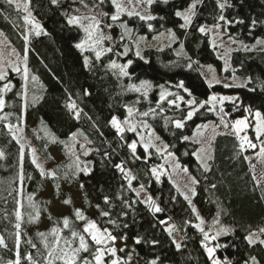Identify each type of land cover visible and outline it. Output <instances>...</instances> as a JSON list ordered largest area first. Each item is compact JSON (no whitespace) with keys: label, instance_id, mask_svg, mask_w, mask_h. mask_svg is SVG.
Segmentation results:
<instances>
[{"label":"trees","instance_id":"16d2710c","mask_svg":"<svg viewBox=\"0 0 264 264\" xmlns=\"http://www.w3.org/2000/svg\"><path fill=\"white\" fill-rule=\"evenodd\" d=\"M25 1L47 35L42 32L37 36L29 30L21 9V2ZM190 3L191 0H169L167 4L155 0L148 11L156 19L142 21L138 16L122 14L113 23L110 19L113 6L109 0L103 5L97 0H58L56 4L52 0H15L13 5L0 0V31L20 56H27V69L40 84L31 82L25 93L20 73L9 72L0 80V98L5 102L0 108V236L4 242L0 245V264H15L17 253L20 264H30L26 258L29 255L32 264H47L45 245L54 244L53 228L58 230L61 247L65 240L71 241L73 247L78 246V239L72 238L75 231L85 236L90 252L94 251L99 245L84 232L89 222H95L101 232L116 237L105 248L117 242L125 245L127 252L124 248L116 249L120 264H150L152 260L157 264H211L202 246L207 241L195 227L197 214L210 237L221 227L230 229L228 234L208 243L211 247L220 245L215 255L221 261L227 258L231 264H251L254 256L257 264H264V245L250 246L245 239L250 233H256V239L264 238L259 232L264 228V185L255 184L246 160V155L256 149L241 148L231 134L217 135L208 164L210 171L206 172L195 158L200 144L191 138L199 125H219L222 120L231 123L241 117L250 121V134L254 138V113L259 112L264 119V43L257 44L258 40L264 41V0H228L231 7L223 12L217 0H202L191 24L185 28L175 11L185 10ZM86 10L109 13L101 17V26L112 37L107 41L112 51L99 59L75 47L84 34L67 23L68 16ZM220 15L231 23L220 21ZM238 20L244 23H237ZM252 20L257 21L255 26ZM121 23L133 35L154 38L172 34L173 42L162 50H144L143 57L134 53L122 57L125 41ZM217 24L226 30V37L247 47L230 55L232 74L247 79L245 87L227 88L219 84L210 87L204 81V66L212 65L221 71L222 62L210 47L208 35L199 29ZM256 45L262 48L251 49ZM85 57L89 61L87 66ZM111 61H130L129 75L117 74L110 68ZM141 81L150 85L146 97L143 91L129 87L139 86ZM179 83H183L197 105L216 94L234 97L235 101L215 105L212 111L204 105L191 120H186V108L177 110L167 100H161L163 88ZM85 90L90 95H85ZM69 97L77 105L75 110L67 107ZM129 107L160 136L166 153L173 154L179 165L198 181L191 205L167 172L153 173L163 163V154L152 147L146 150L137 143L133 155L129 145L136 142V135L125 131L121 137L109 123L113 117L125 120ZM76 111L80 112L79 119ZM144 112L149 115L143 116ZM176 120L184 121L182 129L174 126ZM15 126L22 127L38 157L49 167L46 174H42L29 151L23 150L14 137ZM185 136L189 139H183ZM52 150L60 156V163L55 162ZM117 164L123 165L127 175L115 167ZM85 167L89 169L87 174L81 171ZM47 186L50 195L41 197ZM63 186L79 194L81 207L74 205L71 193ZM135 187L142 189L145 200L139 197ZM149 196L161 212L156 213L145 203ZM53 202L66 207L68 212L54 216L49 210ZM77 209L84 219L76 217ZM103 212L109 215H102ZM64 218L69 220L67 227ZM42 221L46 222L43 229ZM167 225H173L179 233L181 249L177 250L164 230ZM137 238L139 244L135 242ZM80 256L92 259L90 253L81 252ZM111 261L112 256H104V264Z\"/></svg>","mask_w":264,"mask_h":264},{"label":"rangeland","instance_id":"374dc122","mask_svg":"<svg viewBox=\"0 0 264 264\" xmlns=\"http://www.w3.org/2000/svg\"><path fill=\"white\" fill-rule=\"evenodd\" d=\"M109 1L111 3V0H109ZM121 2L127 4V0H121ZM192 2H193V0H191V3ZM221 2H223V0H221ZM21 3H22L21 9L24 12L25 17L27 16L28 20L30 21L29 23H27L29 30L34 32V33L36 32V29L33 26L34 24H38L40 26V28L43 29V27L32 16L28 2L25 1V2H21ZM127 6L129 8V10H131L132 5L128 4ZM136 10L143 13L144 12V6L137 5ZM181 11H183V10H181ZM114 12H115V8L113 6V13ZM29 13H30V15H29ZM93 14H96V13L92 12L91 10L90 11L86 10V11L81 12V13L76 14V15H78V16H91ZM123 14H127V13L125 12ZM181 21H182V25H183V23H184L183 19H181ZM82 23L87 25L88 21L85 20V21H82ZM74 26L78 27L83 32L84 38L82 41L86 40L87 34L84 32V30L77 25H74ZM215 26L216 25H212V26L205 28V33L208 35L210 47L214 50L217 58L222 62V69H221V71H218L212 65L204 66V68L202 70L204 81L210 87L217 85V84L222 85V86L227 87V88L245 87L247 85L248 80L232 74V68H231V64H230V55L234 51H237L240 49H246L247 47L245 45L238 44L237 42H235L231 38L226 37V30L224 28H222V27L217 28ZM187 27H185V28H187ZM101 29L103 30V34L105 36H108L107 32L104 31L102 26H101ZM122 39L125 41L123 48H122V53H121L122 57H126L130 53H134V55H136L137 57H143V51L144 50H148V49L162 50V49H165L166 47L170 46L173 42V35L172 34H168V35L164 34V35H160V36H157L154 38H148V37L142 36V35H133L132 31H131L130 35L125 34V31H124V35H123ZM107 41L108 40L105 39L100 44H96L94 49L92 47H89L88 44H86L85 49L84 50L80 49V50L84 53H93L95 55V51H102L103 49L110 48V47H108ZM91 43H92V41L89 42V44H91ZM125 47L128 48V52L126 55L123 54ZM252 48L257 49V48H262V47L256 45V46L251 47V49ZM137 51H139V56L136 54ZM108 53L109 52L102 51L101 57L108 54ZM24 57L25 56H20L18 54V52L15 50V48L11 45V43L5 38V36L0 31V68H2L4 70L5 77L7 76V74L9 72L20 73L22 76V79H23L25 93H27V91L31 87L30 86L31 82L34 83L36 86H40V84L38 83L37 78L34 75L30 74L29 71L27 74V79H25L24 69H25V67H27V64H26ZM129 62L130 61H127L125 63L124 62H116V63L120 64V65H125V64H129ZM14 67L18 68L19 71L13 70ZM111 69L114 70L115 72H117V74H119L120 76H123L120 74L119 69H113V68H111ZM33 77H35V79H33ZM179 84L163 88L161 90V92L163 91L165 93H170L169 95H166L163 100H167L168 105L171 107H174L177 110L181 109L182 107L186 108L187 113L189 111H191L192 108H198L199 109V105H197V104L192 105V106H189L187 104V101L192 100L193 96L189 95V92L185 91L184 87L183 88L178 87ZM33 88H35V87H33ZM130 89L133 90L132 88H130ZM141 91H143V89ZM177 96L183 97V100L177 99ZM212 96L217 97V100L213 103H207V101H209L210 97H212ZM212 96H210L207 99V101L202 102L211 111L215 105H222L225 103H231V102L235 101V98L230 97V96L228 97V96L220 95V94H216V95H212ZM221 98H224L222 103H221ZM171 101H174L175 103H170ZM177 104L179 105L178 108L176 107ZM255 113H254L253 118H252V131H253V137H254L253 139H252L251 134H250V121L248 120L247 117L236 118V119L232 120L231 123H228L226 120H222V121H220L219 125H214L212 123H206L203 125H199L191 137L192 139H195L196 141H198L200 144L199 149L195 153V158L197 159V161L201 165H202V163H201L202 160H205L209 164V160H210L211 154H212L213 141L217 135L231 134L234 137H236V139L238 140L240 145H241V138L244 136H247L248 141L244 142L243 148H245L247 150L256 149V151L254 153L247 154L246 160H247V163L251 169L255 184L257 186H263L264 185V152H261V149L264 148V134L260 135L259 138L257 137V133H256L257 119L255 116ZM261 118L263 119L262 115H261ZM241 119L245 121L247 127H244L239 132V134H237L236 130L233 128V125H234L235 121L241 120ZM186 120H188V119H186ZM118 121L120 122L121 126L124 127V129H125L124 132L128 131V132H132L136 135V142H135L136 144L139 143L143 147H145V145L148 144L149 147H152L157 152L163 154V163L161 164V166L158 169H156L155 174L159 175V174H162L164 172H167L170 175V180L172 181L174 186L181 192V194L188 195L192 201L193 195L191 194L190 189H193L195 186V184H192L193 177L191 176V174L188 171H185V168H183L179 165V163L176 161L173 154L166 153L165 143L162 141L160 136L155 132V130L144 120V118L142 116L136 117L135 113L132 112L131 115H129V113H128L127 118L125 120H118ZM125 121H127L128 123L126 124ZM28 123H29V121L26 118L25 124H28ZM225 124H227L228 127H225ZM145 125H147V126L145 127ZM131 126L135 127V131L130 130ZM174 126H175V123H174ZM12 132H13L16 140L20 143L22 149L29 151V153L32 157V160L35 161L34 162L35 165L37 167L39 165L38 168L44 174H46V172L49 171V167L47 165H45L43 163V161L38 157L36 151L34 150L32 145L29 143L27 138L24 136L22 127L15 126L12 128ZM250 144H254L255 147H251ZM50 153L54 157L55 162L57 164L60 163V161H61L60 156L53 150L50 151ZM63 189L66 191H69L71 193V198H72L73 203L76 207L82 206V202H81V198H80L79 194L73 192L71 190V188H69V187L63 186ZM134 190L137 191L139 197L142 200L146 199L145 194L143 193L141 188L135 187ZM50 192H51L50 187L47 186L46 190L41 193V197H48L50 195ZM49 210L54 216H63L68 212L67 208L60 205L58 202H53L51 207L49 208ZM200 220H201V218L199 217L197 225L200 224ZM45 226H46V222L42 221L40 228L43 229V228H45ZM201 227H203V224L201 225ZM164 230L166 231L167 235L170 237L172 242H173V240H175L176 243H179L181 245V247H180V249H181L182 243H181V239H180L179 233L177 232L176 228L173 225H167V226H165ZM169 230H171V235H169ZM197 230H198V228H197ZM101 233L104 234L105 236L107 235L103 232H101ZM0 238H1V236H0ZM254 238L256 239V237H254ZM108 242H109L108 240H105V242L103 244L99 245V247H98L104 251V256L105 255L112 256L110 254V252L107 251V249H109V248H105V246L108 244ZM207 243H209V242H207ZM174 246H175V244H174ZM110 248H115V249L124 248V252H127V249L122 242H117L116 244H114L113 247H110ZM104 256H103V258H104ZM113 259H118V258H117V256H115V257L112 256V260ZM103 264H104V262H103Z\"/></svg>","mask_w":264,"mask_h":264},{"label":"snow or ice","instance_id":"6c2138e0","mask_svg":"<svg viewBox=\"0 0 264 264\" xmlns=\"http://www.w3.org/2000/svg\"><path fill=\"white\" fill-rule=\"evenodd\" d=\"M15 2V0H6V3L8 5H13ZM58 2V0H52L53 4H56ZM155 2V0H127V4L122 3L121 0H111L112 5L115 8V12L112 13L110 15V19L113 23H115L116 21L120 20V17L123 13H127V15L129 16H138L140 20L142 21H151L156 19L155 16H153L148 9L151 8L152 4ZM163 3L167 4L169 2V0H162ZM202 0H193V2L189 5V7L183 11L181 10H176L175 11V16L183 19L184 23L183 25H181L182 27H187L191 24L192 22V17L195 15V10L197 7L198 3H201ZM97 3L99 5H103L105 3V0H97ZM128 4L132 5L131 10H129L128 8ZM137 5H142L144 6V12L141 13L140 11L136 10V6ZM217 6L218 8L221 10V12H223V10L226 7H231V4L228 3V0H223V2H221V0H217ZM17 7H19V5H17ZM85 7H87V5H85ZM30 15V13H29ZM105 16H109V13L107 12H99L98 14H93L91 16H78V15H71L68 16L67 19V23L69 25H77L79 27H81L84 32L87 34V39L77 43L75 45L76 48L84 50L85 49V45L88 44L89 47H92L93 49L95 48L96 44H100L103 40L107 39V40H111L112 37L111 36H105L103 34V30L101 29V17H105ZM25 22L29 23L30 21L28 20V17L26 16L25 18ZM161 19H163V17H161ZM220 21H224L225 23H231L230 21H227L224 15H220L218 18ZM88 21V24L85 25L84 23H82V21ZM237 23H244L243 20H238L236 21ZM252 25L255 26L257 21L256 20H252ZM34 28L36 29L35 34L37 36L41 35L43 32V29L40 28V26L38 24H34L33 25ZM107 27H111V24L107 25ZM120 27L122 29H124L125 34H129L131 33V29H129L127 27V25L125 23H121ZM151 25H149V28L151 29ZM215 27L219 28L221 27V25L217 24ZM200 32H205V27H200L199 29ZM44 35H47L46 32H43ZM27 39V38H26ZM92 41L91 44H89V42ZM258 44H262L264 43V41H257ZM102 51H106V52H111L112 48H107V49H103ZM102 51H95V56L97 59H99L102 55ZM128 52V48L125 47L124 48V52L123 54L126 55ZM118 55L120 53H117ZM139 56V51H137L136 53ZM25 61L27 60V56L25 55L24 57ZM89 63L88 58L85 57V66H87ZM131 62H129L130 64ZM129 64H125V65H120L117 64L115 61H111L110 62V67L113 69H119V72L121 75L123 76H128L129 73L127 71V68L129 66ZM189 67H191V64H189ZM15 71H19L18 68L14 69ZM27 74H28V70L27 67H25L24 69V75H25V79H27ZM5 78V73L4 70L2 68H0V80ZM33 79H35V77H33ZM8 85L5 86V88H7ZM130 88H132L133 90L137 91V92H141V90L143 89L142 94L146 97L147 96V89L148 87H150L149 83L147 81H141L140 86H135V85H130ZM163 87V86H161ZM178 87L183 88V83H180L178 85ZM185 91H187V89H185ZM85 95H90V93L85 90L84 92ZM170 93H165V92H161V100H163L165 98L166 95H169ZM189 95H191V93H189ZM177 99L179 100H183V97H179L177 96ZM224 98H221V103L223 102ZM70 103H68L67 107L70 110H75L77 108V105L75 103V101H71V97H69ZM217 100V97L212 96L210 97L209 101H207V103H213ZM4 100L2 98H0V108H3L4 106ZM170 103H175L174 101H171ZM187 104L189 106L195 105L196 101L193 98L192 100L187 101ZM176 107L178 108L179 105L177 104ZM204 107V103H200L199 104V108H203ZM128 113L129 115L132 114L133 109L131 107H129L128 109ZM154 111V110H153ZM195 111H198V108H192L191 111H189L187 113L186 119L191 120ZM221 112H223V108L220 109ZM76 118L79 119L80 116V112L76 111L75 112ZM143 116H148L149 113L148 112H144L142 113ZM256 119H257V124H256V133H257V137L259 138L260 135L264 134V119L261 118V114L259 112L255 113ZM109 123L116 129L117 133L121 135L124 132V127L121 126L120 122L118 121V119L116 117H113ZM125 123L127 124L128 122L125 121ZM175 123V127L177 129H182L184 127V121L183 120H176L174 121ZM147 125H145L146 127ZM225 127H228L227 124H225ZM247 127L246 123L244 120H237L235 121L233 128L236 130L237 134H239V132L244 128ZM130 130L135 131V127L131 126ZM183 139L187 140L189 139V137L185 136L183 137ZM248 141V137L244 136L241 138V148H243L244 146V142ZM250 143V142H249ZM251 147H255L254 144H250ZM133 155H135L136 152V143L133 142L129 145ZM149 147L148 144L145 145V149L147 150V148ZM261 152H264V148L261 149ZM2 155V154H0ZM85 155H87V152H85ZM35 162V161H34ZM202 166L204 168V170L210 171V167L208 165V163L205 160L201 161ZM39 167V165H38ZM115 167L117 169H119L122 173H125V169L123 167L122 164H117L115 165ZM81 171H83L85 174H87L89 172V169L87 167L81 169ZM153 173L156 172V169L152 170ZM185 171H187L185 169ZM43 174V172H42ZM125 175H127V173H125ZM129 183H131V181L129 180ZM198 183L197 180H195L194 178L192 179V184H196ZM83 187V186H81ZM212 187H215V185H213ZM191 194L193 196H195L196 192L195 189H190ZM184 198L186 200H188L189 204L191 205L192 201L189 198L188 195H184ZM29 199L31 200V197H29ZM70 201H65V203H69ZM107 197L105 198V203H107ZM146 204H148L150 207H152L154 209V211L156 213H159L162 211L161 208L155 206L151 196H149L147 198V200L145 201ZM193 213H196V209L195 207L192 208ZM75 215L78 219H84L81 211L79 209L76 210ZM102 215H109V213L107 212H103ZM197 218L199 219V216L197 214ZM17 219H20V214L17 213ZM219 221H214V223H218ZM64 226L67 227L69 224V220L67 218H64L63 220ZM204 223V221L201 219L200 220V224L199 225H195L196 228H198V230L200 232L203 233V240L210 242L211 240H215L217 239V237H219L220 235H226L229 233L230 229L225 228V227H221L214 236H209L208 232H206L204 230L203 227H201V225ZM17 228L20 227L19 224L16 225ZM106 231V230H105ZM84 232L85 233H89V235L91 236V240L96 244V245H101L105 242V240L108 241H115L116 237H114L110 232L107 233V235L105 236L104 234L101 233V231L97 228V225L95 224V222H89L87 224V226L84 228ZM261 235H264V228H261L259 230ZM52 233L53 235L56 237L53 246L49 247V245L46 243L45 247L48 249L47 252V264H56V261H62V264H103V256H104V251L100 248H96L94 251L90 252V246L89 244L86 242L85 236L84 235H78V233H76L75 231L72 232V238L73 240L78 239L79 244L77 247H73L72 246V242L65 240L64 241V246L61 247L60 246V237L58 234V230L53 228L52 229ZM43 236V234H41ZM169 235H171V230H169ZM257 234L256 233H250L248 236L245 237V239L247 240V243L251 246V245H255L256 243H259L261 245H264V238H260V239H255L254 237H256ZM137 244L140 243V239L137 238L135 241ZM3 239L0 238V245H3ZM153 244L158 243V241H152ZM173 243L175 244V247L177 248V250L180 249L181 245L179 243H176L175 240H173ZM6 246V245H5ZM202 246L204 247L207 256L209 258V260L211 261V264H231V262L225 258L223 261H221L219 258L216 257L215 253H216V249L220 247V245H216L215 247H211L209 246L208 243H202ZM108 252H110V254L115 257L116 256V249L115 248H109L107 249ZM81 252H85V253H90L92 259H88L87 257H81L80 253ZM28 259V261L30 262V264H32V257L29 255L26 257ZM9 264H12V262H9ZM15 264H20V259H19V253H17V259L15 261ZM111 264H120L118 259H113L111 261ZM150 264H157L156 260H152L150 262ZM245 264H247V262H245ZM251 264H257L256 261V257H251Z\"/></svg>","mask_w":264,"mask_h":264}]
</instances>
